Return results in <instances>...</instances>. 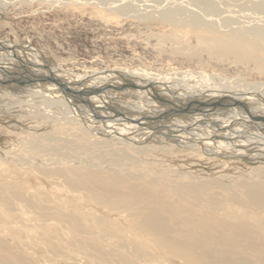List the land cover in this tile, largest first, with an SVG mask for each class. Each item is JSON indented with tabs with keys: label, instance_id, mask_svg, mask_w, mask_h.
Segmentation results:
<instances>
[{
	"label": "rangeland",
	"instance_id": "obj_1",
	"mask_svg": "<svg viewBox=\"0 0 264 264\" xmlns=\"http://www.w3.org/2000/svg\"><path fill=\"white\" fill-rule=\"evenodd\" d=\"M154 1L0 0V45L23 53L24 58L25 54L32 56L52 72L85 82L94 78L101 82L102 74L124 73V79H113L121 81L143 71L166 83L164 86L173 96L163 93L171 100L182 98V89L191 85L187 73L198 78L193 83L197 80L199 86L202 76L206 77L204 85H219L237 93L264 85V38L242 34L248 37L245 45L228 37L233 32L254 29L264 32V21L247 16L253 15L251 12L261 7L264 0ZM174 11L176 21H169L173 16L169 13ZM195 17L214 28H194ZM235 48L241 53L235 55ZM0 59L2 63L4 58ZM35 84H0V245L9 249L0 250V264H227L232 259L233 264H245L248 259L252 264H264L263 254H249L241 242L227 258H204L191 254L189 245L170 235L175 229L172 225L182 221L178 218L193 216L195 224L200 220L196 225L205 223L200 225L205 227L210 221L216 225L213 218L206 222L205 217H215L222 209L228 218L239 214L249 224L255 217L264 219V209L256 213L251 210L255 204L264 205V195L253 187L247 188L264 185V160L257 163L255 158L248 161L227 155L215 157L199 143V147L188 149L145 126L134 129V122L131 127L128 119L153 110L150 100L128 92L108 88L107 93L96 94V101L82 96L75 104L69 97L60 96L46 103L42 97L26 98L27 90ZM260 88L259 93H264V88ZM13 104L15 108L19 104L21 110L14 109ZM223 105L219 102L212 106L208 115L250 125V121L240 117L246 116L240 111L242 106ZM255 108L264 111L263 106ZM92 124L94 132L89 128ZM107 126L115 127L110 133L139 131L144 145H112L93 135ZM190 131L179 134L188 137L193 132ZM159 138L162 141L158 143ZM246 138L245 135L240 139ZM191 185L199 187V207H187V199H191L175 193H189L194 190ZM158 196L162 199L156 202L155 212L139 210L145 199H159ZM160 212L166 216L161 222L156 218Z\"/></svg>",
	"mask_w": 264,
	"mask_h": 264
},
{
	"label": "bare ground",
	"instance_id": "obj_2",
	"mask_svg": "<svg viewBox=\"0 0 264 264\" xmlns=\"http://www.w3.org/2000/svg\"><path fill=\"white\" fill-rule=\"evenodd\" d=\"M164 1L167 2V3L170 2L169 0H164ZM175 1H177V0H174V2ZM37 2H38V0H37ZM41 2L43 3V1H41ZM147 2H150V0L149 1L147 0ZM188 2H189V0H188ZM191 2H192V0H191ZM202 3H203V1H202ZM216 3H217V1H216ZM221 3H223V1ZM157 4H160V2L157 3ZM213 4H215V3H213ZM229 5H230V2H229ZM156 8H158V6H156ZM174 9H176V8H174ZM187 10H189V9H187ZM191 10H193V9H191ZM258 13H260V15H258ZM169 14L173 15L172 18H171L172 20H169V21H174V20L176 21V17H177L176 14L177 13L174 11V12H170ZM251 14H253V15L248 14L247 16H250L251 19H259L261 21H264V4L261 7L254 9L253 12H251ZM181 15H183V14H181ZM179 16H180V14H179ZM244 18H246V17H244ZM197 19H200V18H196L195 17V21H194V25H193L194 28L198 29L201 26H207V27H210V28H214V27L211 26L210 23L206 22L205 20L201 19V21H199ZM187 21H189V20H187ZM182 24H184V23H182ZM192 24H193V22H192ZM235 25H236V23H235ZM219 29L217 28V30H219ZM248 29H251V28L249 27ZM242 30H244V28ZM247 33L250 34V35L261 37V39L264 38V32L262 33L261 31H258V30H255V29L254 30H247L246 32H233L228 37L230 38L229 40H232V39L236 40V43L244 42V44H245L246 43L245 41L248 40V37L247 36L245 37L242 34H247ZM249 38H251V37H249ZM216 40L218 41V39H216ZM224 40H226V39H224ZM251 40H250V42H251ZM252 42H254V40ZM236 45L237 44H235V46ZM242 45H243V43H242ZM245 45H243V46H245ZM248 45L251 46L252 44H248ZM237 46H239V45H237ZM217 48H219V47H217ZM217 48H214V49L217 50ZM15 49H17V48H15ZM228 49H225V50H228ZM220 50H221V48H220ZM236 50L237 51L235 52V55L241 53L240 50H238V49H236ZM244 50H245V48H244ZM212 51H213V49H212ZM228 51H230V50H228ZM231 52H232V50H231ZM223 53H224V50H223ZM25 56L26 57L24 58L23 53L20 54L19 52H14L13 50H10V49L8 50L4 46L0 45V58H4L2 63H0V84L4 85L6 83V84H15V86L16 85L18 86L21 83H27L28 84V82H31V81L32 82H36V84L34 85L33 89H31V90L28 89L27 90L28 92L25 91L28 94V96H26V98L38 96V97H42V99H43L42 101L43 102L46 101V103L47 102L51 103V102H53L52 100L62 96L64 98H66V99H68L67 97H69V100L71 102H74L75 104H77V103L80 102V98L82 96H84L86 98H94L93 100L96 101V94L99 95V93L104 92L105 89H108V88L112 89L113 88V89H116V90H121V91L126 92V93L127 92L131 93L132 95L137 96L139 98H143V100H145V99L146 100H150V102H148V103H149V106H150L151 110H153V112H151V111L150 112L148 111L149 113H146V112L144 113L143 112V113H141V115H138V117H132L134 121L132 119H128V121H130V124H132L131 122H134L135 125L134 126H133V124L131 125V127L133 126L134 129L135 128L137 129L138 127L145 126V127H147L146 129H153V131H157V133L159 132L162 136H166L167 139L168 138L169 139L172 138V140L177 142V143H179L180 146L186 147L188 149H190L191 147L193 149L194 146H198V145H196V143H199L204 149H206V148L208 149V151H206V152H208L210 154H213V155H216L215 157L220 156V155H223V156L227 155L228 157H230L231 159H234V160H236V158H238V159H247L248 161L252 160L253 158H255L257 163H261L264 160V111L263 112H262V110L258 111V109L255 108V106H257V105L260 106V107L261 106L264 107V93H259V91L261 89L260 86L264 88V85H260L259 89H257V90L254 89L252 91L249 90V92H245V93H237L236 91L231 92L229 90H226L225 87H222V86H219V85L214 86L213 88L210 87L209 85H206L207 83L204 85L202 81H204L206 77L202 78V76L199 77L200 80L198 81L199 84H202V86H199V85L196 84L198 78L194 74L187 73V78L189 79V81H191V82H189L191 85H189L187 87V90H184L185 88L182 89V91H181V93H182L181 97L182 98L179 99L177 97H173V99L171 100V99H168L167 97H165V95H164L165 92L167 93V95H168L169 92H170L169 93L170 95L173 94V92L169 88H166V86H164V84H166V83H164L163 80L161 81L159 79H157V80L153 79L150 74H147L145 72L143 73V71H142L141 74H136V75L135 74H130V75H128V76H130V79L121 80V81H120V79H119V81L118 80L117 81L113 80L115 78L118 79L119 77H122L124 79V77H125V75H123L124 73L120 74L117 71L118 75H116V76L114 74L113 75L112 74L111 75L102 74L101 76L99 75L102 78L101 82H98L97 80H95L97 78L90 79L89 82H87V81L85 82V81H83L81 79L77 80V79L71 78V77H69L67 75L63 76L61 74L56 73V71L52 72L49 69H46L43 64H40L32 56H30L28 54H25ZM0 61H1V59H0ZM6 61H8V62H6ZM134 72H136V71H134ZM117 76H118V78H117ZM172 78H174V77H172ZM195 78L197 80H196V82L193 83ZM161 79H163V77ZM48 82L50 83V85H48L49 84ZM111 82L117 83L116 84L117 86H113L114 83H111ZM208 82H209V80H208ZM215 82H216V80H215ZM82 83H84L85 85L82 84ZM204 83H205V81H204ZM11 86H13V85H11ZM201 87L203 89H200ZM179 88H182V87L179 86ZM248 88H252V87H248ZM26 89H27V87H26ZM65 91H69L70 94L69 93L68 94L67 93H63ZM5 93H6V90H5ZM117 93H119V92H117ZM102 94H104V93H102ZM0 95H1V93H0ZM101 95H100V97H101ZM8 96L11 97L10 95H8ZM65 96H67V97H65ZM109 96H110V94H109ZM130 97H132V96H130ZM149 97H150V99H149ZM100 99L101 98H99L97 101H99ZM177 99L178 100H182V102L181 101H177ZM3 100H2V102L4 103ZM103 100H105V99H103ZM140 100H142V99H140ZM138 101H139V99H138ZM12 102H13V100H12ZM219 102H221V104H224V105H230L232 108H234V107H239L240 108L242 106L240 111L243 114H245L246 116H242L241 115L240 117L242 119L244 118L243 121H248V122L250 121L251 122L250 125L247 126L248 125V123H247V125L245 124L247 126L246 127L243 124H241L239 121L237 122V119L230 120L231 118H222V117L220 118V116H219L218 119H216V118L213 119L214 116L212 117V115L211 116L208 115V112H210V108L212 106L217 105ZM21 103H23V102H21ZM111 103H114V102L112 101ZM119 105H118V107H119ZM14 106L15 105L13 104V107ZM17 106H19V104ZM17 106H16V108H19ZM86 106L90 107L91 105L88 106V104H87ZM0 107H2V105ZM29 107L30 106H28L27 108H29ZM37 107H39V106L37 105ZM49 107L51 108V104H50ZM111 107H113V106H111ZM133 107H134V105H133ZM3 108H4V106H3ZM16 108L14 107V109H16ZM50 108H49V110H50ZM71 108H73V107H71ZM76 108H79L81 110V108H83V107L82 106L79 107V106L76 105ZM93 108L95 109V106ZM98 108H99V106H98ZM30 109H32V108H30ZM130 109H131V112H132V108H130ZM11 110H12V108H11ZM109 110H110V108H109ZM118 110H120V109H118ZM54 111H56V109ZM36 112L39 113L41 111L38 110ZM44 112L48 113V111H44ZM140 112H142L141 109H140ZM227 112L228 111L226 109V113ZM13 113H14V111H13ZM31 113H34V112H31ZM58 113L60 114V110L58 111ZM35 114H37V113H35ZM52 114H54V113L52 112ZM77 114H79V113H77ZM113 114H112V116H113ZM121 114H119V115H121ZM136 114L137 113L135 112V115ZM43 115H44V113H43ZM131 115H133V114H131ZM135 115H133V116H135ZM23 116L25 117V115H23ZM44 116H43V118H44ZM60 116H59V118H60ZM86 116H89V115L86 114ZM48 118L51 119V117H49V115H48ZM52 118H54V117H52ZM124 118H126V117H124ZM115 119H118V118H115ZM120 119H123V118H120ZM251 120H254V121H251ZM42 121H45V120H42ZM55 121H56V119H55ZM122 121H125V120H122ZM50 122L53 125L55 124L53 121H50ZM48 124H49V122H48ZM43 125H45V124H43ZM126 125H128V124L126 123ZM204 125H208V126L212 125L213 128L210 127V126L209 127H207V126L204 127ZM90 126L91 125H89V128L91 129L92 132H94L93 124H92L91 127ZM229 126H233L235 129L234 130H230ZM114 128H115L114 126H112V127H108L107 126V128H104L103 130L101 129L102 130L101 132L96 131L95 132L96 134H93V135H96V136L98 135L99 138H102L104 141H106V142H108V143H110L112 145L116 144V143H120V144L122 143V144H126V145L128 143L129 144L130 143L131 144H139V145L143 144L141 137H138L139 131H130V130L128 132H115V131H113V133H110L111 130L114 129ZM116 129H117V127H116ZM128 129H129V127H128ZM142 129H144V128H142ZM189 129L191 131H193V132H191ZM245 129H247V130H245ZM84 131L87 132V130L85 128H84ZM189 131L191 133H189L188 135L192 136V138L189 137V136L185 137L184 134H179V133H184V132L187 133ZM136 132H137V134H136ZM87 134H88V132H87ZM254 134H256V135L254 136ZM245 135H246L247 138L244 139V140L243 139L241 140L240 138L241 137H245ZM153 137H155V136H153ZM161 139L160 138L158 139V143L162 141ZM211 140L213 142H211ZM215 140L218 142L217 144L214 143ZM191 142H193L194 144H191ZM155 144H157V143H155ZM116 145H118V144H116ZM158 146H160V145L158 144ZM160 148H162V147H160ZM212 148H215V149L212 150ZM191 187H193L192 189H194V190L189 191V193H184L182 195L180 193H178L177 191L175 193H177L179 196H181L183 198L187 197V198L191 199V201L187 199V202H189L187 207L189 206V204H192V205L197 207L198 206L197 204L200 203V200H199L200 196H199V193L197 191L199 187H195V186H192V185H191ZM252 187L257 192H260L261 194L264 195V185L261 186V185H256V184L253 185L252 184V185L248 186L247 188L248 189H252ZM101 188H103V187H101ZM175 196H176V194H175ZM156 197H150L151 199H145V202L142 205L139 206V210L142 211V210H146V209L148 210L149 209V210L155 212V210H157L156 209V205H157L156 202H158L160 199H162L161 198L162 196L161 197L158 196L159 199L156 198ZM164 201H165V199H164ZM166 201H168V200H166ZM174 208H176V207H174ZM258 209H264V205L255 204L251 208V210L255 211L254 213H256ZM166 210L169 211V209H166ZM185 210H187V209H185ZM189 210H190V208H189ZM211 210H214V209H211ZM165 211H163V212H165ZM175 212L176 211L174 209V213ZM157 213H159V212H157ZM160 213L161 214L157 215L158 217H156V218H158V220L161 222V220L166 218V216H165V213H162V212H160ZM168 213L173 214L172 212H168ZM222 213H225L224 209L219 211L218 215L216 214L215 217H210V218H209V216L205 217L206 218V222L210 221V220H207V218L208 219H212L213 218V220H215L213 222H217L218 223V224L215 225V224L212 223V221H210L211 224L207 222V226L205 225V227H202V226H204L205 223L204 224H200L202 226L196 225L200 220L195 224V219L194 220L192 219L193 216H192V218H191V216L188 217V218L187 217H180V218H178V221H180V220H182V221L178 222L180 224L172 225V226H174L175 229H173L174 231L172 230L170 232V235H173L172 237L175 238L176 241L178 240V241H181L182 243H185V244L189 245V249H187V250H189L191 252V254H193V253L194 254L197 253L199 255L201 254V256H204V258H208V256L213 257L215 259L227 258L230 254H232L233 247H235L240 242L244 244L245 249L247 250V252L249 254L252 255L254 253H257V255L259 257H263L261 254L264 255V219H259V218L255 217L254 220L252 221L253 223L249 224L247 222V220L243 219L239 214H236L232 218H228L227 216L223 215ZM205 215H206V213H205ZM208 215H209V213H208ZM179 216H181V215H179ZM203 216L204 215H201V217L203 219H205ZM194 218H199V217H195L194 216ZM203 219H201V221H204ZM222 219H223V221H222ZM196 220H198V219H196ZM189 222L192 223V224L186 226V224H188ZM161 226L167 227V226H169V224L161 223ZM161 226H159V227H161ZM179 226H181V227H179ZM169 228H170V226H169ZM3 249L7 250V251L9 250L7 247H4V246L0 245V250H3ZM191 254H189V255H191ZM231 262H235V261L232 259L231 261H228L227 264H233ZM245 264H252V262H251L250 259H248V260H246Z\"/></svg>",
	"mask_w": 264,
	"mask_h": 264
}]
</instances>
